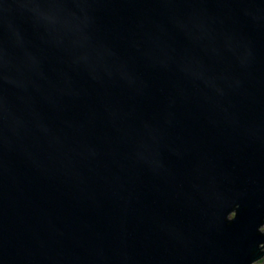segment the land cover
<instances>
[{"label": "water", "instance_id": "95a60500", "mask_svg": "<svg viewBox=\"0 0 264 264\" xmlns=\"http://www.w3.org/2000/svg\"><path fill=\"white\" fill-rule=\"evenodd\" d=\"M264 0H0V264L264 258Z\"/></svg>", "mask_w": 264, "mask_h": 264}, {"label": "rangeland", "instance_id": "374dc122", "mask_svg": "<svg viewBox=\"0 0 264 264\" xmlns=\"http://www.w3.org/2000/svg\"><path fill=\"white\" fill-rule=\"evenodd\" d=\"M261 230L264 232V225H263V227L261 228ZM253 264H264V258H262L261 260L255 262V263H253Z\"/></svg>", "mask_w": 264, "mask_h": 264}]
</instances>
